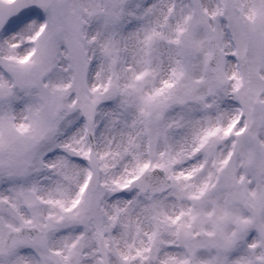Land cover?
I'll return each mask as SVG.
<instances>
[{
  "label": "snow or ice",
  "instance_id": "obj_1",
  "mask_svg": "<svg viewBox=\"0 0 264 264\" xmlns=\"http://www.w3.org/2000/svg\"><path fill=\"white\" fill-rule=\"evenodd\" d=\"M0 264H264V0H0Z\"/></svg>",
  "mask_w": 264,
  "mask_h": 264
}]
</instances>
